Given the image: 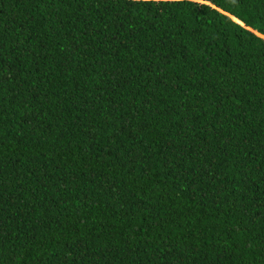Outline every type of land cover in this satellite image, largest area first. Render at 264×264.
Masks as SVG:
<instances>
[{
  "label": "trees",
  "instance_id": "obj_1",
  "mask_svg": "<svg viewBox=\"0 0 264 264\" xmlns=\"http://www.w3.org/2000/svg\"><path fill=\"white\" fill-rule=\"evenodd\" d=\"M0 264H264V0H0Z\"/></svg>",
  "mask_w": 264,
  "mask_h": 264
}]
</instances>
